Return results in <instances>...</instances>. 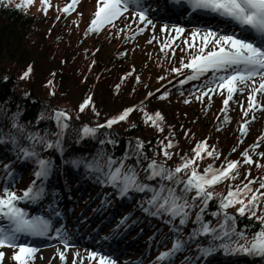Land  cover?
Wrapping results in <instances>:
<instances>
[{"label": "snow or ice", "instance_id": "6c2138e0", "mask_svg": "<svg viewBox=\"0 0 264 264\" xmlns=\"http://www.w3.org/2000/svg\"><path fill=\"white\" fill-rule=\"evenodd\" d=\"M2 2L3 0H0V3ZM169 2L174 7L186 9L193 14L208 16L225 24L224 29L214 28L211 25L193 27L187 36L183 37L184 47L181 51L187 54L188 59L185 62L184 56H181L179 67L173 66L168 70L176 76H183L178 83L184 84L186 81H199L203 78L200 86H194L195 92L190 95H195L197 100H203L205 96L211 100L212 93L223 95L222 104L225 107L220 109L221 113L227 111V106L233 100L234 94H242L246 89L250 90L247 95V107L245 108L241 102L242 114L247 117L249 111H255L257 108L264 109V105L260 104L256 98L258 93L264 95V0H169ZM32 3L33 0H21V3L15 4V7L19 9L22 5L28 6ZM77 3L78 0H70V3L59 11L68 13ZM40 4L46 14L50 7L49 0H40ZM130 6L136 11L132 13L134 21L129 23L143 25L135 29L133 36L143 32L149 26L155 27L154 21L148 15L149 8L145 7L144 0H95V11L91 15L85 35L99 32L106 25L115 28L113 22L121 18ZM137 17L138 19H135ZM124 27L127 29L128 25L125 24ZM160 30L162 33H170L168 39L161 45V51L168 49L175 55V48L171 47V44L181 38V34L185 32L184 27L179 24H172L170 28L162 25ZM171 33L175 34L171 35ZM116 35H120V31H117ZM185 70L188 71L185 72ZM30 72L31 65L21 74L20 79L27 78ZM126 75H131V72ZM7 79L8 77L5 76L4 80ZM136 79L139 81V77ZM158 79H164V77ZM52 83V80L46 81L48 86ZM115 87L120 86L117 84ZM28 95L29 93H24L25 97ZM49 95H55L51 88ZM152 95V92H148L145 98ZM167 95L168 93L164 92L160 98L163 99ZM184 103H189V100L185 99ZM90 105L93 113L99 115L92 103L91 94L78 105V111L83 112ZM133 110L134 106L125 107L117 115L106 119L103 124H83L79 130V139L95 138L99 129L111 128L113 124L125 121ZM6 111L0 108V113H6ZM141 111L146 123L150 122L151 126L158 131L163 130L160 123L163 117L160 111L157 110L154 114H149L143 109ZM18 117L19 112H16L9 118L11 123L8 133L0 130V144L10 143L17 160L33 163L34 168L31 173L33 178L18 194L14 188L8 187L9 183L14 184L18 179L17 174L15 171H8L11 163L3 165L6 175L3 176L5 183L0 186V248L14 249L11 258L16 264H29L37 249L22 242L26 237L47 236L54 231L55 238L64 245L65 250L70 246L67 232L62 226L53 230L49 219L30 214L26 207L20 206V202L35 204L47 195L45 182L54 172L56 165L51 158L41 156V151L55 149L63 153V136L69 126L70 117L63 109H54L50 117H45L43 113L37 117L38 120L51 119L55 122L57 131L52 134L55 139H48L47 132L42 136L38 132L28 131L18 122ZM228 119L229 117L225 115L224 120ZM249 122L248 119H244L240 123L239 132L242 136L246 134V125ZM185 135L187 136L188 133L185 132ZM21 139L27 141V144L21 145ZM165 139L168 140L166 144L163 141L158 142L160 153L165 160L158 161L154 157L149 159L144 152L143 142L137 138L134 145L129 141L128 147L120 157H114L112 153L101 147L90 158L80 156L64 163H70L76 169L83 168L87 178L94 180L102 188L110 187L117 199H131L133 195L138 196L132 211L139 209L143 215L158 219L168 226L169 232L157 240L156 244L157 246L162 244L169 235L172 236V244L166 250L158 252L150 264H171L175 256L191 243L196 244L198 258H205L204 264L208 257L217 252L264 259V191H261L264 189V176L250 179L247 183H243L242 186L237 185L235 188L229 185L227 194L222 197L220 193L211 190L213 186L222 183L225 179L234 178L233 173L239 175L240 163L248 165L253 163L249 150L240 152L242 161L225 157L220 167L209 164L201 173L197 170V164L194 163L198 159H203L201 153L213 158L220 156L215 146L209 150L207 138L194 145L191 149L194 155L191 158L187 153L180 156V163L175 167H169L165 162L171 159L173 153L170 149L174 147L175 142L167 137ZM260 142H264V133H261V136L257 137V142L249 147L256 149ZM99 143L103 146L115 145L117 142L101 139ZM237 143H242V140L238 139ZM231 151L235 152L236 147H233ZM261 155L264 156V153ZM130 158L135 159V164L127 163ZM142 160L148 161L146 166L141 165ZM256 166L264 167L259 162H256ZM245 176L247 177V172ZM254 183L258 184L256 189L252 187ZM110 195L112 193L105 192L101 207L111 205ZM52 196L54 202L56 193L53 192ZM214 196L220 197L218 207L209 213V202ZM236 204H239L236 214L247 215L250 221L255 220L259 223L256 231H251V228L255 227L251 224L237 228L236 215L227 211ZM257 206H261L259 215L256 214ZM49 208L53 209L54 216L61 215L60 212L55 211L53 204H50ZM131 214L130 211L120 217L110 233L102 239L108 241L118 236L121 228L127 229L135 225L137 221H132V225L128 223ZM205 214L216 218V223L206 220ZM110 219L109 216L104 223ZM189 221L192 227L185 236L184 228ZM157 234L154 233L149 238L150 241L154 240ZM198 238L207 240V246H202ZM4 256L5 253L0 251V260ZM59 256L61 261L65 259L63 252H59ZM87 256L90 262L95 260V264H117L113 257L99 251H88ZM189 260L190 258L186 257L185 264H188Z\"/></svg>", "mask_w": 264, "mask_h": 264}, {"label": "trees", "instance_id": "16d2710c", "mask_svg": "<svg viewBox=\"0 0 264 264\" xmlns=\"http://www.w3.org/2000/svg\"><path fill=\"white\" fill-rule=\"evenodd\" d=\"M88 1V5L82 3L86 6L82 10L63 13L59 9L70 3V0H49L50 7L46 14L42 10L40 0H33L32 4L22 5L19 9L15 4L21 3V0H3L0 3V108L7 110L6 113H0V130L8 133L11 123L9 118L13 113L19 112L18 122L28 131L38 132L42 136L47 132L48 139H55L52 135L57 131L55 122L51 119L38 120L37 117L41 113L50 117L54 109H63L70 117L69 126L63 136V153L55 149L41 151V156L51 158L56 165L54 172L45 182L47 190L56 182L60 187L61 178H65L73 181L74 190H86L93 199L100 197L104 188L87 178L83 168H73L70 163L64 161L80 156L90 158L101 147L114 157H120L128 147L129 141L134 145L137 138L143 142L148 158L154 157L158 161L165 160L160 153L158 142L163 141L166 144V137L173 140L175 144L170 149L173 155L165 161L169 167L180 163V156L185 153L191 158L194 155L191 151L194 145L207 138L209 150L215 146L220 156L213 158L201 153L203 159L194 161L199 172L209 164L216 166L225 157L236 159L246 146L253 144L255 135L238 134V121L241 117L228 124L223 116H219V103L212 106L207 98L197 100L195 95H190L195 92L194 86L198 87L202 80L179 84L178 80L183 78L181 75L177 76L178 80L173 83H165L166 80L176 77V74L168 70L173 66L179 67L181 56L187 61V54L181 51L184 46L175 47V55L168 49L162 52L161 43L147 48L136 43L129 28L125 29L122 25L115 28L106 25L99 32L85 35L91 15L95 11V0ZM117 31H120V35H116ZM29 65V76L20 79ZM129 72L131 75H126ZM5 76L8 77L7 80H4ZM136 77H139V81ZM159 77L164 79H158ZM48 80H52L51 86L46 84ZM117 84L119 88L115 87ZM50 88L55 95H49ZM26 92L29 93L27 97L24 96ZM148 92L153 95L146 99ZM164 92L168 95L161 99ZM89 94L99 115L93 113L91 105L83 112L78 111V105ZM185 99H188L189 103L185 104ZM132 106L134 110L125 121L113 124L111 128L99 129L95 138L79 139V130L83 124H103L123 108ZM141 109L149 114L160 111L163 130L158 131L150 122L146 123ZM185 132L188 133L187 136ZM101 139L115 140L117 143L101 146ZM238 139L242 140V143L238 144ZM20 143L25 145L27 141L21 139ZM233 147H236L235 152L231 151ZM261 152L260 149L249 150L253 163H240L239 175L233 173L234 178L225 179L211 190L220 193L222 197L227 194L229 185L235 188L237 185L242 186L245 181L247 183L250 179L264 176V167L256 166V162L264 165ZM239 160L242 161L243 158L239 157ZM8 163H11L8 171H15L18 176L16 189L20 193L32 180L34 165L17 160L10 143L0 144L1 175H6L3 165ZM127 163L135 164V159L130 158ZM147 163V160L141 161L142 166ZM140 175L142 179L143 173ZM252 187L256 189L258 184L254 183ZM108 193H112L109 196L112 204L115 193L111 188ZM138 198L133 195L131 199L121 201L122 204H128L129 212L137 213L144 222L149 221L151 224L150 218L143 215L139 209L132 211ZM219 199L220 197L214 196L209 202V213L216 210ZM237 207L239 204L227 210L236 215L237 228L251 224L255 225L251 231H256L259 223L250 221L247 215L236 214ZM260 207L256 208L257 215L260 214ZM205 219L211 220L212 223L216 221V218L207 214ZM186 228L191 227L188 224ZM202 240L198 238V242ZM216 259L224 264H264V259L255 258L253 262H248L243 255H226L225 258Z\"/></svg>", "mask_w": 264, "mask_h": 264}, {"label": "rangeland", "instance_id": "374dc122", "mask_svg": "<svg viewBox=\"0 0 264 264\" xmlns=\"http://www.w3.org/2000/svg\"><path fill=\"white\" fill-rule=\"evenodd\" d=\"M84 3L89 4V1L84 0ZM161 3L162 2H160V0H144L145 7L149 8L148 15L154 21L155 27L153 28L149 26L143 32L134 35L135 38L138 40V42L148 44L147 41L151 40L152 41L150 43V46H151L152 44H155L158 38H162V40L163 39L167 40L170 33L168 32L162 33L160 30L161 26L167 25L170 28L172 24H178L176 22L168 21L163 18L158 19V13L152 12L153 9L157 8V6ZM85 7H86L85 5L81 4L79 9L82 10ZM93 7L94 6H92V8ZM133 11H136V9L130 6L127 12L121 18H119L117 21H114L115 24L120 25L122 23H126L133 29V31H135V29L138 26L143 27V25H138L135 22L129 23V21H134V18L132 16ZM135 19H138V17ZM173 19L176 20V18H173ZM180 26L183 27V25H180ZM211 26H213V24H211ZM194 27H207V26H200V24H198V25H194ZM213 27L216 28L215 26ZM185 28L186 30L190 29L187 27ZM186 30L184 33L181 34V38H178L173 43H183V37L187 36V33L191 31V30L190 31H186ZM174 34L175 33H171V35H174ZM249 90L250 89H246L245 92L242 94L241 93L234 94L233 101H234V105L236 109L241 108V102L243 103V106L245 108L247 107V95H248ZM256 98L260 101V104L264 105V95H261L258 93ZM249 114H250L252 126L255 128L254 130H256V132L260 131L261 133H264V109L257 108L255 111H249ZM253 117H255V119H253ZM218 164H220V162ZM4 182L5 181L1 182L0 186H3ZM66 191H69V190L66 189ZM71 196L72 195H70L69 197L71 198ZM77 196L78 195L73 194V198L77 199V204L73 208L74 216L72 220L80 221L86 218L89 221H91L93 218H97L98 221L94 223L93 228H92V229H96V227H99V225L102 224L104 220H106L107 218L106 214L104 212L101 214H99V211L96 212L98 209L97 205L96 206L85 205V203L83 202L85 198L84 194L79 195L78 197ZM55 199H57V197ZM54 203L55 201L54 202L51 201V204H53L54 208H56V205ZM46 210H48V208ZM59 212L61 213V216H63L65 213V211H63L62 209H60ZM69 213L70 212H68V215ZM111 221L112 219H110L107 222V224H105L102 227L101 232H97L96 240H98V242H101L102 237L106 236V234L110 232V230L113 229V227L115 226V224H112ZM121 231L122 230L120 229V234L122 233ZM140 231L141 229L137 227V231L136 229H134L132 230V233H129L124 236L125 240H128L129 238L131 239V241L134 240L129 245L133 247L132 249H130V252L128 253V255L127 254L123 256L118 255L117 257H115L114 259L117 262L124 263V264H126V262H129L131 264H150V262L153 261L152 259L154 258L155 253H156V250L153 246V241L152 240L149 241V239H144V234L143 232L139 233ZM71 237H72L71 235H67V239L69 241H71ZM88 238L89 236L84 237L81 240V243H79L75 247H68L67 250L64 249V245L61 244L60 242H55L54 244L46 246V247L30 245L36 248L37 250L33 253V259L29 262V264H95V260H92L91 262L89 261L87 252L94 251L93 249L95 248V245L97 242L92 243V245L90 246H87L85 245V242ZM119 246H122V243H120ZM106 249H107V243L102 244V251H105ZM0 251H3L5 253V256L3 257V259L0 260V264H16V262L12 260L11 258L12 252L14 251V249L3 247V248H0ZM59 252H63L65 256V259L63 261H61L60 259ZM113 254H111V256Z\"/></svg>", "mask_w": 264, "mask_h": 264}, {"label": "bare ground", "instance_id": "6f19581e", "mask_svg": "<svg viewBox=\"0 0 264 264\" xmlns=\"http://www.w3.org/2000/svg\"><path fill=\"white\" fill-rule=\"evenodd\" d=\"M82 222H71L68 226H67V229L69 230V232L71 233V234H73V237L72 238H74V240L76 241L79 237H80V235L81 234H83V233H88V234H90L91 236L96 232V231H93V232H91V229L89 228V226H86L83 230H82V232L80 233V234H77V233H79L80 232V229H81V227H82ZM65 226V225H64ZM69 232H68V234H69ZM110 233V232H109ZM108 233V234H109ZM126 252V249L125 250H119L117 253L118 254H120V253H125Z\"/></svg>", "mask_w": 264, "mask_h": 264}]
</instances>
